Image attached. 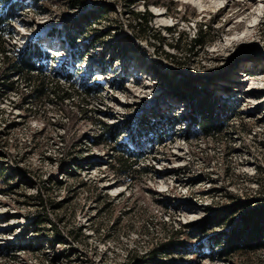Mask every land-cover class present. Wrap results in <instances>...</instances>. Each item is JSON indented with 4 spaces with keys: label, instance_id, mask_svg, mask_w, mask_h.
Returning a JSON list of instances; mask_svg holds the SVG:
<instances>
[{
    "label": "rangeland",
    "instance_id": "rangeland-1",
    "mask_svg": "<svg viewBox=\"0 0 264 264\" xmlns=\"http://www.w3.org/2000/svg\"><path fill=\"white\" fill-rule=\"evenodd\" d=\"M147 2L148 27L131 14L144 0H25L7 23L8 49L36 40L44 71L100 90L86 113L28 98L21 78L0 90V264H264V247L221 257L212 240L264 205V2ZM200 24L209 42L189 50ZM71 46L84 52L75 66ZM203 91L227 119L195 137L178 94ZM105 124L143 151L126 175L110 162L115 142L92 143ZM232 205L201 236L182 227Z\"/></svg>",
    "mask_w": 264,
    "mask_h": 264
},
{
    "label": "trees",
    "instance_id": "trees-1",
    "mask_svg": "<svg viewBox=\"0 0 264 264\" xmlns=\"http://www.w3.org/2000/svg\"><path fill=\"white\" fill-rule=\"evenodd\" d=\"M25 0H0V62L3 64V68H0V90L6 93L8 91H16L18 89V79L24 80V85L29 87L28 98L36 100L49 99L52 104H64L66 100L71 101L73 105L81 107L85 113L88 111V104H90L89 97L93 93L99 92V85L94 88L93 86L87 88H75L72 83V74L69 70L66 75H62L65 79V83H69L68 86L63 85L60 82L59 70L54 74L47 73L43 69L42 60L49 58L50 54L38 47V42H28L24 47L17 48L11 51L7 48L8 42L6 36L10 35L7 23L16 16L17 12L22 8ZM148 0H144V11H131L134 16L135 22L138 26L148 27V23L151 20L152 13L147 9ZM209 28V25L200 24L198 30L195 33V37L191 38L188 42L189 50L193 48L202 47L206 45L209 40L202 36L204 30ZM168 31H172L171 27L166 28ZM178 40L180 34L178 33ZM13 53L14 55H10ZM69 58H71L72 66L79 63L84 58V52L81 49L71 46L69 49ZM64 70V68H63ZM17 74L18 78L13 79V76ZM52 79V80H51ZM55 79V80H53ZM79 92H78V91ZM84 94V96L82 94ZM179 99H187L188 111L184 115L187 125L190 129V133H195V137L199 136H212L215 133H220L223 130L226 109L222 106V101L213 93L203 91L202 95L195 97L193 95L185 96L183 93L178 94ZM104 129L100 134L95 136L92 143H101V140H105L108 143H116L111 145L112 154L110 156V162H117L119 173L126 175L132 170V165L138 163V156L143 152H138L135 148L129 147L127 143L118 142L119 136L123 133L120 130L119 125L109 126L104 125ZM144 124L143 127H145ZM192 136L186 137L190 139ZM115 152V154H114ZM117 153V154H116ZM136 156V157H135ZM131 159V161H130ZM61 161L63 159H60ZM110 162H108L110 164ZM64 164V162H63ZM111 165V164H110ZM1 173V171H0ZM246 202H240V205H244ZM238 205V204H237ZM237 205L226 206L222 210H215L213 214H207L202 219L195 223L184 224L182 227H196L188 232L190 237H198L205 234L209 230V225H220L219 217L222 216V220L228 218L237 211ZM243 227L241 230L233 232L218 233L214 235L215 243L219 245V255L221 257H228L230 254L235 253L239 249L247 251H254L264 247V205L259 208H252L246 215L242 217ZM193 225V226H192ZM176 230V234H178ZM224 234V235H223ZM220 235L224 237L221 238ZM220 237V238H219ZM172 238L166 240V246L170 245ZM164 245V244H163ZM143 258V257H142Z\"/></svg>",
    "mask_w": 264,
    "mask_h": 264
},
{
    "label": "bare ground",
    "instance_id": "bare-ground-1",
    "mask_svg": "<svg viewBox=\"0 0 264 264\" xmlns=\"http://www.w3.org/2000/svg\"><path fill=\"white\" fill-rule=\"evenodd\" d=\"M250 1H253V0H250ZM261 2H264V0H260ZM244 2V1H243ZM223 8H220V10H222ZM205 11V10H203ZM261 13H263V8L262 9H259L258 11L256 10V12L253 14L254 17H257V15H262ZM157 15V17H162L164 14L163 12H157L155 13ZM253 26V24H251L249 27Z\"/></svg>",
    "mask_w": 264,
    "mask_h": 264
}]
</instances>
